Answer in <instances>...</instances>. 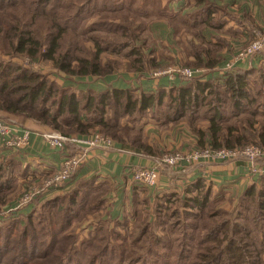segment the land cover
I'll return each instance as SVG.
<instances>
[{
  "label": "trees",
  "instance_id": "trees-1",
  "mask_svg": "<svg viewBox=\"0 0 264 264\" xmlns=\"http://www.w3.org/2000/svg\"><path fill=\"white\" fill-rule=\"evenodd\" d=\"M120 1L76 0L71 3L76 12L67 16L58 11L59 7H66L65 0H0V51L11 56L10 58L21 56L34 62L45 60L55 63L60 72L80 79L113 75L114 64L110 62L103 67L100 57L109 51L114 52L113 46H116L118 51L132 48L131 54H134L138 45L137 36L131 37L134 29L127 24L119 27L121 43L102 46L101 41L94 38V49L84 57L81 41L78 39L81 31L76 34L79 26L73 24L79 22L78 19L82 16L84 19L93 18L105 12L110 3L115 6V10H122L123 7H116V2ZM147 1L149 0H145V3H148ZM223 11L226 13L224 9ZM217 12L215 5L207 4L198 13L205 15L203 20L193 19L192 15L189 16L190 20L185 21L203 30L205 24L198 25L195 21L212 26L210 17ZM218 44L224 47L220 39ZM203 50L201 53L197 50V61L194 65L212 68L216 57L211 50L207 49L206 53ZM205 55L210 59L209 62L202 59ZM141 71L143 69L140 70V73H143ZM244 75L230 76L225 80L224 86L219 84V87L215 81H196L192 87L173 88L169 91L158 89L150 95L145 92L136 94L134 89L111 88L102 92L81 90L82 96H78L72 90L59 87L41 73L0 59V114L7 120L22 117L34 119L63 136H81L90 133L94 128L112 134L121 126L128 132H123L121 136L112 134L115 142L135 152L149 154L151 149L147 142H142L138 135L133 134L138 128L136 124L148 117H152L156 122H163L165 115L169 120L170 117H175V122L183 117H188L193 122L197 120L201 109L207 107L208 114H215L205 118L209 122L208 128L198 131L201 138L199 147L233 149L245 147L250 141L244 142L233 129L220 125L224 118L223 108L220 106L221 96L231 92L234 98L235 95L240 93V96L242 92H246L241 78ZM208 96L212 98L208 99ZM123 120H126L127 124H124ZM67 150L71 151V154L75 153L72 148ZM14 180L16 181L15 171L9 165L0 163V209L9 199ZM94 183V180L82 182L72 191L46 199L41 202L39 209L0 229V264H132L129 263L132 260L128 254L129 250L123 245L129 240L127 237L116 233L108 235L102 231L98 235L90 231L87 237H81L76 232V227L85 223L89 215L99 212L104 203L100 200L98 202V199L94 203V198L91 200V196L100 192ZM203 183L199 181L178 198L179 205L188 210L180 212L173 209L169 215L174 218L179 214H188L186 216L190 221L187 224L191 227L187 229L185 224L186 230L181 236L183 239H174V242L169 237L158 239L156 233L149 239L147 234L150 227L161 229L160 226L163 223L165 226L168 222L156 221L157 217L161 218L163 214L160 208L155 210L153 220L148 217L145 219L147 225H143L141 238L136 241L139 245L144 242L143 238H148L149 241L146 245L148 255L142 264L260 263L259 257L252 256L261 255L260 252L251 251L248 245L251 242L256 249L258 236L252 235L253 231L249 228L242 229L233 224L231 220L234 213L215 212L206 215L211 204L210 189H206ZM243 200H247V197ZM244 206L241 205L242 208ZM263 206L264 203H260L258 214L262 226L256 224L258 229L256 228L255 234L264 232ZM237 215L239 219L246 218L241 212ZM193 229L199 239L196 244Z\"/></svg>",
  "mask_w": 264,
  "mask_h": 264
},
{
  "label": "crops",
  "instance_id": "crops-1",
  "mask_svg": "<svg viewBox=\"0 0 264 264\" xmlns=\"http://www.w3.org/2000/svg\"><path fill=\"white\" fill-rule=\"evenodd\" d=\"M169 2L184 5V10L182 11L181 9V16L187 21L190 20L189 16L192 15H194L193 19L203 20L205 15L198 13L207 4L215 5L218 8V12L210 17L212 26L195 21V24L198 25L205 24L203 25L205 26L203 30H206L207 33L204 34L203 32L202 34L205 38L204 41L219 50L216 53L218 55L215 56L216 63L212 68L195 65L194 68L199 71L195 79L200 82L215 81L223 85L228 77L245 74L244 77H241L245 85L244 90L247 85L246 79L251 77L259 78L264 84V78L259 75V72L264 74V54L246 62L237 63L233 72L221 76L224 68L234 60L235 55L252 41L254 31L261 30L264 32V0H170ZM223 9L226 13H224ZM219 39L224 44V47L218 44ZM196 53L197 50H195V54L189 52V55L185 50V57L182 58L188 60L189 64H194L192 62L197 61ZM202 59L205 62L210 60L206 55ZM215 70H218V73H215ZM123 75V78L120 75H112L98 79L97 89L94 88L92 90L102 92L111 88L121 90L134 89L137 91L136 94L145 92L150 95L154 94L158 89L169 91L173 88L184 87V81H186L172 78L168 75L155 76L153 74L144 75L143 77L141 75L136 77L135 74ZM91 81L94 82L95 79ZM101 81H104V84L107 85L101 84ZM228 93L232 97L231 92ZM242 93L240 96L239 93L238 96L232 97L233 105H235L233 108L237 113H241L248 104V100H251L246 92ZM211 98V96L210 98L208 96V99ZM165 116L163 122L160 121V124L170 123L166 130L160 129L154 123V120H149L145 124L147 126L145 130L149 132L150 136V141H147V145L151 149L149 154L135 152L133 149L123 147L119 142H115V147L111 149L92 150L86 163L62 189L51 191L44 197L49 199L56 195L67 193L82 182L94 180L95 187L103 190V196L99 197V200L103 201V204H111L105 215L102 212V204L99 210L101 218L105 221L108 219L120 220V222L124 219H130L134 223L138 222L139 219L145 220L147 217L153 220L155 210L159 208L161 212L164 209L166 212H171L173 209H178L180 212L188 210L185 206L179 205L178 198L199 181H203L205 188L210 189V202L222 197L231 200V204H227L229 206L226 205L224 208L226 213L237 215L241 211L244 214L241 205H245L248 201H254L255 203V200H259L261 204L264 203V161L257 165L259 171L256 173L250 172L251 167L245 161L184 163L183 166L177 169L166 166L158 167L156 161L164 151L187 152L199 149L201 142L198 134L199 130H192L186 124L185 120L189 122L188 117H183L175 122V117H170L171 120H169ZM18 130L30 129L20 126L17 132H19ZM31 132L30 145L23 150L5 147L0 141V163L9 165L15 171V176L20 180V184L25 183L27 179L44 180L50 177L60 170L66 154H71V151L64 153L51 148L43 140L41 134L51 132H39L36 130ZM132 166L151 169H157L158 167L160 180L157 187L150 189L133 182L128 171ZM16 171H18L17 174ZM200 192L201 189H199ZM197 194L196 192L195 195ZM246 197L247 200H243ZM260 203L258 207L256 206L255 212L257 214L260 211ZM246 209L248 210V208ZM147 213L152 214L146 215ZM255 235L258 237L262 236L261 239L264 240L262 234L256 233Z\"/></svg>",
  "mask_w": 264,
  "mask_h": 264
},
{
  "label": "rangeland",
  "instance_id": "rangeland-1",
  "mask_svg": "<svg viewBox=\"0 0 264 264\" xmlns=\"http://www.w3.org/2000/svg\"><path fill=\"white\" fill-rule=\"evenodd\" d=\"M169 1L170 0H149L147 1L148 3H145V0H121L118 3L116 2V7H123L122 10H115V6L111 5L112 3H110L106 6L107 10H105V12L101 14H98L96 17H88L84 19V17L82 16L78 19L79 22L73 25L79 26V30L75 32L76 34L81 31V35L79 33L78 39L81 41V47L84 57H87L88 52H92V50L94 49V38H98L101 41L102 46L106 44L108 45V43H121L122 39L119 37L121 33L119 27L126 24L130 25L131 28L134 29V34L131 37H133L134 35L137 36L138 45L136 46L135 50H138L140 52L137 53L135 51L134 54H131V51H133L132 48L122 49L121 51H118L116 46H113L115 49L114 52L109 51L102 54V56L100 57V63L103 67L108 65V63L110 62L114 64L115 70L112 72L113 75H120V77L123 78V74H135L136 77H138V75H141L143 77L144 75H153L155 73L167 70H175L183 67L196 69L194 68V64H191V67L189 65V61L182 58L185 57V50L187 51V54H189V52L195 54V50H199L201 53V50L205 49L203 51L204 53H206V50L208 49L211 50L213 55H218L216 54L219 51L217 48H214L209 44H205L202 34L203 32L204 34H206V30H202L201 27L195 28L194 24H190L182 18L181 13L184 10V5H179L177 3L174 4ZM73 2H76V0H65V3L67 4L66 7H59L58 11L62 15H73L76 12V9L73 7V5H71V3ZM81 15H83V13ZM257 31L261 30L254 31L252 41L255 39ZM10 57L11 56L5 55L0 51L1 60L11 61L25 69H31L34 72L41 73L42 75L48 77L50 80L58 84L59 87L69 91L72 90L77 93L78 96H82V92H80L81 90L96 88V85H98V79H103L99 77H84L82 81V79H80L79 77H73L66 73L60 72L55 63L47 62L45 60L34 62L27 57L25 58L21 56L13 58ZM142 69L143 71L141 72L143 73H140V70ZM217 71L218 70H215V73H218ZM223 72L221 76H225L226 74L231 73ZM259 75L264 78V74L262 72H259ZM93 79H95L94 82L91 81ZM196 81L198 80H186L184 81V87H192V85ZM101 84L107 85L104 84V81H101ZM246 84L247 85L245 91L251 100H248V104L241 113H237L234 110L233 98L229 96V93L226 92L227 95L221 96L222 102L220 106L223 108L222 111L224 113V118L220 122V125L226 129H233L236 135L239 134V137H242L244 139V142L250 141L247 146H264L262 145V137L264 136V84L262 80L257 77L246 79ZM214 114V112L208 114L207 107H204L198 114L197 120L191 122L188 119L190 123L187 120L185 121L192 130L207 129L209 122L208 120H205V118H210ZM0 118L7 120L6 117L4 118V116H2L1 114ZM149 120H154V123H156V125L160 127V129L164 130H166V127H168L170 124H160V121H158V123L155 121V119H152V117L144 118L141 122L136 124L138 128H136L137 131L133 133L135 135H138V139L142 142L150 141V136L148 134L149 132H146L145 130L147 127L145 124ZM7 121H13L15 124L24 128H28L31 131L36 130L39 132H54L49 126L42 125L39 121L30 118H11ZM123 123L127 124L126 120H123ZM123 132L128 131H125V129L120 126V129L118 131L116 130V132H113L112 134H118V136H121ZM98 133L102 136L112 139L115 142L112 134H106L100 128H94L90 133L83 134L81 136L87 137ZM169 153L173 152L164 151L160 154L158 159L163 158L165 154ZM17 173L18 171H16V174ZM44 180H36V178H32L27 179V181L23 184H20V180L18 178H16V181H13L14 185L11 184L12 189L10 190H12V192L9 194V199L0 209V229L12 225L15 221L27 216L33 210L40 208V206L42 205L41 202L46 200L44 195L38 196L37 199L34 200V202L27 205H21V203L24 195L33 188L41 187V184ZM102 191L103 190H100L101 193L97 192L96 195L91 196V200L94 198V203L97 199L99 202V197L103 196ZM227 204H231V200L226 197L211 201L206 215L215 212H225L224 208ZM258 204L259 200H255V203L254 201H248L243 207L244 216H246V218L243 220L241 217L239 219V215H233L231 222L238 225L242 229L249 228V230L253 231L252 235H255V230L257 228L256 224L258 226H262L261 217L258 216V214L255 212ZM110 206L111 204H103L102 212L104 213V215L108 211V207ZM246 208H248V210ZM170 214V211L166 212L164 209L163 214L161 215L162 217H157V222H168L165 223V226L163 223L160 226L161 229L150 227L147 234L149 239L153 238L152 236L154 233H156L155 236L158 237V239L169 237V239L173 242L174 239H183L181 236H183V233L186 230L185 224L190 221V218L186 216L188 214H179L174 218H170ZM100 215L99 212H97L95 215H89L86 218L87 221L85 223H82L80 226L76 227V232L81 237L85 235L87 237L90 231L95 235H98L100 231H102V233L107 232L108 235H110L111 233L113 235H115V233L121 234L123 237H127L129 239L127 243H123L125 248H128L129 250V256L132 257V260L129 263L142 264L145 260V256L148 255L146 245L149 241L148 238H143L145 243L143 242L144 244L142 243L141 245H139V243L136 241L141 238L140 233L141 231H143V225H147V222L142 219H139L138 222H135L136 224L134 222H131L130 219H124L121 222L120 220L116 221L108 219H106L105 221L101 218ZM205 223L210 224V222L207 221H205ZM186 227L188 229L191 226H188L187 224ZM263 233L264 232L260 234L263 235ZM192 234L196 235V237H194L196 244L197 241H199L197 232H195L193 229ZM261 237L262 236H259L257 238L258 242L256 249H254L251 242H249L248 245H250L251 251L253 250L255 252L256 250V252H260L261 255L252 256H255V258L259 257V264H264V240H262ZM243 257L245 258V256Z\"/></svg>",
  "mask_w": 264,
  "mask_h": 264
},
{
  "label": "built area",
  "instance_id": "built-area-1",
  "mask_svg": "<svg viewBox=\"0 0 264 264\" xmlns=\"http://www.w3.org/2000/svg\"><path fill=\"white\" fill-rule=\"evenodd\" d=\"M264 54V32L257 31L255 39L238 52L234 60L224 68L226 73L233 72L237 63L246 62L254 57ZM198 70L183 67L175 70H167L155 73V76L168 75L172 78H179L184 80H193L198 74ZM20 126L13 121H7L0 118V141L5 147L16 150L26 149L30 145L32 132L30 130H23L17 132ZM43 140L47 144L59 151L67 153L68 148L75 150L74 154H66L64 157L60 170L50 177L46 178L41 187L33 188L28 191L23 199L21 205H27L34 202L38 196H43L51 191L62 189L78 172V170L86 163L90 157V152L95 149H111L115 147V142L101 134H94L92 136H63L59 133H44L41 134ZM238 162L245 161L249 164L250 172L256 173L259 171L257 165L264 161V148L261 146H245L239 148H222L213 149L206 147L199 148L187 152H173L165 154L163 158L157 159L158 167H170L177 169L187 164H199L201 162ZM156 168H144L132 166L129 168V173L133 182L147 188L157 187L160 180V170Z\"/></svg>",
  "mask_w": 264,
  "mask_h": 264
}]
</instances>
